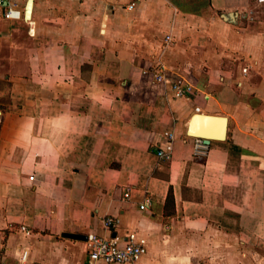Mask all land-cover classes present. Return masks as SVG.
I'll return each instance as SVG.
<instances>
[{"label":"crops","instance_id":"1","mask_svg":"<svg viewBox=\"0 0 264 264\" xmlns=\"http://www.w3.org/2000/svg\"><path fill=\"white\" fill-rule=\"evenodd\" d=\"M25 3L0 6V264H107L90 232L143 238L123 264H264V0ZM194 112L227 117L203 156Z\"/></svg>","mask_w":264,"mask_h":264},{"label":"built area","instance_id":"2","mask_svg":"<svg viewBox=\"0 0 264 264\" xmlns=\"http://www.w3.org/2000/svg\"><path fill=\"white\" fill-rule=\"evenodd\" d=\"M3 4V0H0V6ZM3 16L6 18H18L20 11L14 6H4ZM169 40V36H166ZM164 65L157 63L153 73L154 78L157 81L168 82L175 96H186L191 92V85L183 78L177 77L176 79H168L164 72ZM171 138V134H167ZM195 152L198 155L203 156L208 148V143L204 139L195 138ZM171 146L168 144L165 149H157L156 154L158 156L167 157L170 154ZM32 179V176H29ZM129 187H126L123 192L124 198H129ZM149 203V199L145 198L140 204L139 208L144 209ZM118 224V219L113 216H106L103 219V226L106 229H114ZM85 244L88 253L89 262L102 261L107 264H123L133 263L137 261L146 251V244L143 238H139L135 233L130 232L126 234L125 238L120 241L117 236L105 237L93 232L86 235ZM24 256V254H23ZM39 264V263H30Z\"/></svg>","mask_w":264,"mask_h":264},{"label":"water","instance_id":"3","mask_svg":"<svg viewBox=\"0 0 264 264\" xmlns=\"http://www.w3.org/2000/svg\"><path fill=\"white\" fill-rule=\"evenodd\" d=\"M31 3L32 0H26L24 8V18H29ZM193 125L199 126L200 130L193 131ZM215 128H218V130ZM185 134L188 137L204 139L207 142L209 140H224L227 135V117L224 115H213L201 112H194L193 114H191L186 123ZM66 235L76 238L80 237L76 234Z\"/></svg>","mask_w":264,"mask_h":264},{"label":"bare ground","instance_id":"4","mask_svg":"<svg viewBox=\"0 0 264 264\" xmlns=\"http://www.w3.org/2000/svg\"><path fill=\"white\" fill-rule=\"evenodd\" d=\"M215 129H217L218 130V128H215ZM200 130V128H199V126H197V129H196V131H199ZM193 131H195V130H193Z\"/></svg>","mask_w":264,"mask_h":264}]
</instances>
